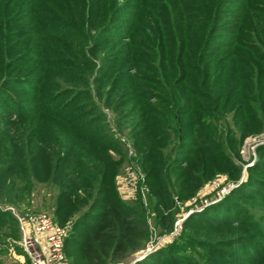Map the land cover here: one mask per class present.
Listing matches in <instances>:
<instances>
[{
  "label": "trees",
  "instance_id": "trees-1",
  "mask_svg": "<svg viewBox=\"0 0 264 264\" xmlns=\"http://www.w3.org/2000/svg\"><path fill=\"white\" fill-rule=\"evenodd\" d=\"M241 2L29 0L30 11H17L34 18L39 30L35 34L44 36L30 59L43 64L45 73L67 69L51 82L54 96L38 115L55 116L61 123L51 129L39 127L28 139L24 137L29 129L23 131L12 137V143L7 136L0 138V201L15 205L21 193L31 194L36 184H45L56 191L54 219L69 227L66 255L73 252L85 264L135 260L134 255L152 241L153 232L141 205L137 210L120 195L116 178L127 158L120 141L109 133L103 109L115 116L121 131L128 132L161 233L174 227L176 198L188 201L198 187L219 175L236 179L237 151L247 137L261 131L254 102H264V34L231 65L228 59H216L213 46L223 32L239 34L252 12L247 0ZM6 4L10 11L11 0ZM130 14H137L131 25ZM230 19L238 24L227 27L224 22ZM143 30L151 37L144 40ZM13 34L20 41L31 32L1 31L0 46L6 52V40ZM116 34L129 36L131 43L118 44L123 45L121 50L113 53L116 37L111 35ZM55 39L84 41L80 55V45L71 46L77 48L83 67L74 64V54L62 51ZM20 46L17 43L8 60L21 59L25 49L15 53ZM56 52H62L61 57L52 55ZM124 61L140 62L144 67L137 68L145 75L125 70ZM8 78L1 69L0 80ZM7 86L4 82L0 88V124L4 118L12 124L34 112L25 115L20 100L5 91ZM259 106L264 118V104ZM260 161L245 184L185 221V231L192 233L134 264L261 262L264 177L254 173H264V155ZM16 224L11 213L0 210V242L18 236ZM204 229L207 233L201 234ZM238 246L253 258L234 249ZM192 250L199 262L188 263L185 254Z\"/></svg>",
  "mask_w": 264,
  "mask_h": 264
},
{
  "label": "rangeland",
  "instance_id": "rangeland-1",
  "mask_svg": "<svg viewBox=\"0 0 264 264\" xmlns=\"http://www.w3.org/2000/svg\"><path fill=\"white\" fill-rule=\"evenodd\" d=\"M122 1L123 0H121V2ZM231 1L234 3L241 2V0ZM14 3L15 0H11L10 11L8 10L9 8L6 4V0H3L0 4V14L3 13L2 17H4L3 21L0 23V32L5 30L8 32L14 31L17 33V30H24L26 33L31 32V35L20 41L14 37L16 34L9 36L6 40V45H8L7 52L4 50V47L0 46V64H4L3 67L0 66V71L3 69L4 74L9 77V80H0V88L3 87L5 82V84L8 85L6 88H4L5 91L9 92L10 95L13 94L20 100L19 104H21L22 109L25 111V115H27V113H32V111L34 112L31 114V116H28L25 119H14L12 124H7V119L2 118L5 121L0 124V138L7 136L9 137L8 140L11 143L12 137H17V135L23 131L25 132L29 129V133L24 137L25 139H28L31 138V136L35 133V129L39 127H47V129H51L61 123V121L57 120L55 116H51L49 114L38 115V109H40V107H44L43 109L49 108L48 106L54 96V89L51 82L53 83V81H56L57 77H61V75L67 71V69H61L57 72H55V70H48V72L45 73L43 64H41L39 61L33 62L32 59H30V56L37 52V50H35V45L42 39L41 37L44 36H38L35 34L39 33V30L35 26V23H33L34 18L30 17L28 13L24 14L23 12H18L22 8L26 9L27 11L31 10L33 6L29 4V0H18L16 4ZM247 3L249 6L248 8H251L252 12H248V17L245 20L244 25L240 28L239 34L233 35L231 33L223 32L217 36V41L220 43L213 46L215 50L214 52L216 53V59L220 57L228 59L230 62L229 65L240 61V58L246 55L251 45L256 43L257 37H261V35L264 34V0H247ZM45 10L51 11V9L48 7H45ZM130 15L131 16L128 17V21L129 24H132V19L137 14ZM17 21L21 22L17 24ZM234 21L236 20L230 19L224 23L227 27L232 28L234 25L238 24V22ZM43 29L46 30L48 27H43ZM145 31L146 30H143L141 33V37L144 40L151 37V35ZM93 35H95L94 32ZM116 35L117 36L111 35V37H116L112 39L111 42V49L113 53H117L121 50L123 45L121 44L116 47L118 44L124 41L127 44L131 43V38L129 36H123V38H120L118 34ZM0 40H4V38L0 36ZM261 41H264V37ZM55 42L62 44V51H71L74 54V64L81 66L83 65L79 55L81 53L80 51H82L84 41H60L59 39H55ZM17 43H19L21 46L19 47L20 49L16 50L15 53L17 54L19 51H23V49H25L24 55H22L21 59L18 61L8 60L13 53L14 47H17ZM65 44H67V46ZM74 44L80 45L78 48L79 55L77 48L71 47ZM61 53L62 52H56L52 55H59L58 57H61ZM124 59L126 60V58ZM122 64L124 65V69H130L133 75H145V72H139V69L137 68L144 67L140 62L137 64L130 63L128 65L127 62L124 61ZM1 77H3V75ZM24 85H27L28 87H23ZM37 101L40 102V105L36 103ZM262 104H264L262 101L254 102L255 108L257 107L258 116L261 120V131L247 137L243 144H241L240 151H237L235 163L240 169V175L236 179H231L227 175L216 176L215 178L206 181L202 186L198 187L196 193L188 201L182 202L176 198L175 202L177 208L174 227L171 231L164 233H161V228H159L156 224L158 211L155 209V206L150 204L149 187L147 186L148 193H146L144 196L140 189L141 184H139L136 188L130 189L124 186L123 181L129 168L137 169L139 172H141V174L143 173L138 164L136 151L133 149V143L128 136V132L121 131L116 126L115 116L110 111L103 109L109 127V133H111L117 140L120 141L122 144V149L127 158L116 178L120 195L137 210H139L138 206L141 205L147 217L149 227L153 232V239L148 244L146 250L136 253L134 255L135 260L132 262L122 264H134L135 261L143 260L149 254L155 253L160 249L167 248L174 244L177 240L181 239L185 233H192L191 230L185 231L184 223L187 219L193 217L196 214L202 213L208 208L216 206L218 203L231 195L234 190L238 189L249 180V174L251 170L255 169L261 163V157L264 155V118L260 114L261 109L259 106ZM64 127L66 126L64 125ZM16 132L18 134H16ZM254 174L264 177V173L258 174L255 172ZM55 194L56 191L47 185L36 184L34 191L31 194L21 193V201L15 205L0 201V210L11 213L13 218L16 219V231L18 232V236L17 234L15 236H8L3 238L2 242H0V264H30L31 259L21 245L24 239V234L19 219H22L24 225H26V219L28 216L46 214L55 222H57L53 217V203ZM200 233H207V229L201 230ZM26 235L28 240L34 236V234L30 232H27ZM234 249H242L247 253L246 248L243 246H238ZM196 250L201 251V249L198 248H196ZM196 253L197 252L195 250H192V252H186L185 256L187 257L188 263L193 261L199 262V257ZM246 255L251 259L253 258L252 254L247 253ZM67 257L71 264H85L80 260V257H78L77 254L73 255V252H70V257L68 253ZM263 260L264 257L258 264H261Z\"/></svg>",
  "mask_w": 264,
  "mask_h": 264
},
{
  "label": "built area",
  "instance_id": "built-area-1",
  "mask_svg": "<svg viewBox=\"0 0 264 264\" xmlns=\"http://www.w3.org/2000/svg\"><path fill=\"white\" fill-rule=\"evenodd\" d=\"M123 182L129 189L141 184L142 194L148 193L144 175L137 169L129 168ZM19 220L24 234L21 245L31 259L30 264H71L65 252L68 226H61L46 214L28 216L26 225ZM27 232L34 234L30 240Z\"/></svg>",
  "mask_w": 264,
  "mask_h": 264
}]
</instances>
